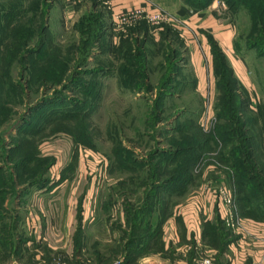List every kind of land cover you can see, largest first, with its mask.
Returning a JSON list of instances; mask_svg holds the SVG:
<instances>
[{
  "label": "rangeland",
  "instance_id": "1",
  "mask_svg": "<svg viewBox=\"0 0 264 264\" xmlns=\"http://www.w3.org/2000/svg\"><path fill=\"white\" fill-rule=\"evenodd\" d=\"M212 1L233 24L229 58L239 64L243 76L240 81L233 71L238 98L222 91L218 95L215 88L207 103L195 92L186 50L174 33L164 43L126 35L132 27L146 29L140 22L124 31L117 45H100L92 39L101 20L100 0H90L98 8L90 5L71 26H65L59 15L58 0H0V242L13 239L17 230L23 241L31 230L26 220L17 230L12 226L16 218L27 216L28 209L36 215L44 213L32 249L42 256L24 254L23 264L33 259L34 264H110L138 257L131 250L139 245L134 237L143 232L137 229L139 220L126 214L125 205L141 207L151 193L161 192L162 200L193 195L201 199L204 187L225 186L235 202L233 172L239 177L247 174L242 167H232L239 155L236 143L248 136L241 146L246 152L249 144L258 155L259 146L263 147L264 0ZM86 22L90 25L85 27ZM225 63L230 65L228 60ZM220 81L223 91L233 90L226 72L220 71ZM236 108L243 109L241 116L230 112ZM219 115L233 122L219 121ZM178 127H186L185 134ZM253 135L256 142L249 138ZM182 136L184 141L189 136L191 142L210 141L192 153L196 160L187 193L167 197L157 188L165 177L153 185L152 169L164 172L176 166L163 165L171 157L162 151L173 153ZM74 153L79 155L78 167L93 170L95 185L85 203L89 220L72 225V238L62 240L57 234L64 232L60 220L69 188L65 189V182L57 186L58 170L74 162ZM257 159L264 166L262 156ZM255 184L247 181L244 189L246 194H258L262 203L253 198L235 206L253 230L264 234V192ZM218 227L227 235L226 222ZM47 234H55L52 247L68 246V252L65 248L54 252L45 240ZM250 252L253 260L260 247ZM220 253L205 243L196 258L210 257L222 264L226 256ZM7 262L0 256V264Z\"/></svg>",
  "mask_w": 264,
  "mask_h": 264
},
{
  "label": "crops",
  "instance_id": "2",
  "mask_svg": "<svg viewBox=\"0 0 264 264\" xmlns=\"http://www.w3.org/2000/svg\"><path fill=\"white\" fill-rule=\"evenodd\" d=\"M58 1L61 5L59 15L65 21V26L74 24L84 12L90 10L91 6L95 9L98 8L95 4L90 3V0ZM102 5L99 6V18H101L99 23H102V30L96 39V42L100 45L104 42L111 46L117 45L121 35L125 36L123 32L115 31L112 23L115 15L121 10L135 8L142 9L147 13L158 11L167 13L172 20L164 26L171 27L182 40L186 50V63L192 70L195 92L203 97L207 103H210L212 96L215 95L216 85L212 46H215L224 55L233 71L236 72L238 80H242L243 71L239 70V64L234 61L235 59L229 58L234 47V27L219 10L216 1H212L208 7L202 9L190 7L185 0H115L109 6ZM164 26H162L160 34L152 35L150 33V37L154 38L155 42L160 41ZM138 27H132L126 35L147 39L146 29L142 30ZM251 138L256 142V135ZM259 138L262 137L259 136ZM261 146H263L262 149L259 146L261 153L258 155L257 149H254V154L258 157L262 156L264 162V139ZM76 154L74 153L73 159L71 158L76 163L71 162L58 170L59 181L57 186L59 187L60 184L65 182V189L69 188L64 216L60 220L64 232H61V236L57 234L58 238L62 240L72 238V225L75 223L81 224V222H85L90 218V214L85 212V203L92 197L90 193L95 185V176H93V170L77 166L79 155L76 157ZM192 187H195V184ZM65 189L63 192L66 191ZM200 194L202 195L201 199L194 198L193 195L190 199L156 202L153 203L149 216H146L144 212L140 224L143 226L148 225L146 228L149 233L153 232V235L148 239L154 241L155 244L153 242L150 244L147 241L143 246H139L138 249L140 250L136 253L138 257L135 256V264H169V261L174 262L177 259L193 260L203 253L205 242L202 239V232L204 225L217 221L225 223V208L219 201L216 188L211 189L206 186ZM62 196L64 197V194ZM50 208L48 207V209ZM26 214L27 216L23 220H20L19 217L16 218L12 226L13 230H17L26 220V224L29 225L31 230L23 235V241L20 240L22 233L17 230L13 239L9 238L7 242H0V256L3 260L8 261L7 264H23L21 262L22 258L27 254L32 258L33 256H42L39 251H36L35 254L32 253V249L39 237L37 235L38 225L42 223L41 216L44 213L41 211L40 215H36L28 209ZM5 220H8L7 217ZM54 235H46L45 240L48 241V246L54 252H61L58 250H64L63 248H65V253H67L68 246H51L53 243L50 241L56 239ZM227 249L222 254L226 256L222 264L251 263L250 248H244V243L238 236L234 242L228 245ZM55 254H52V256H55ZM34 263V259L29 262V264Z\"/></svg>",
  "mask_w": 264,
  "mask_h": 264
},
{
  "label": "trees",
  "instance_id": "3",
  "mask_svg": "<svg viewBox=\"0 0 264 264\" xmlns=\"http://www.w3.org/2000/svg\"><path fill=\"white\" fill-rule=\"evenodd\" d=\"M185 2L190 7H193L196 9H202V8L208 7V5L212 2V0H185ZM142 22L144 25H146L145 26L146 27L145 32L148 36L150 34L149 28L144 21H142ZM80 24H82V21ZM88 24L90 25V23L88 22L84 26L85 27L89 26ZM101 30H102V23L100 22L98 29L95 30L93 33L92 39H94L96 41L98 36L101 34L100 33ZM169 33H174L177 36V38H179V35L176 31L172 30L171 27L164 26V32L161 33L159 42L164 43L165 37H167ZM159 34H160V32H159ZM149 37L150 36H148V38ZM122 38H124V37L121 35L120 39H122ZM150 39H152V37H150ZM122 42L127 43L128 41L122 40ZM180 42H182L181 39H180ZM212 56H213L214 73H215V78H216L215 88H216V91L218 92V95L220 94L221 91H222V93L227 92V95H229L231 98H233L235 100L236 98H238V96L236 95L237 89L235 88V85L238 83V80L234 75L233 69L231 68L230 65H227L225 63V60H227V59L224 57V55L215 46H212ZM220 71L226 72L227 76H229L233 82L234 87H233V90H231L230 92L227 90L223 91L224 87L220 81ZM215 109H216V107H215ZM242 110L243 109L236 108L234 111H230V112L234 113V114L236 112L239 116H241L243 114ZM217 119L219 121L227 122L226 124H228V122H233V120L223 119L220 115L217 116ZM177 121L175 120L174 123H176ZM237 123H240V121L238 119H237ZM245 126H246V124L242 122V127H241L242 130H245ZM185 128L186 127H184V128L178 127V132L181 133V131H182L184 133ZM221 128H222L223 133L224 132L227 133V130L225 127H221ZM253 136H255V135H253ZM251 137L252 136H250L249 138H251ZM173 139L175 140V138H173ZM187 139H188V141H184L183 136H182L180 142H176V145H178V147H177V149H175V151H173V153H171L168 150L162 151V152H166V153L170 154V157H171L170 160L166 161L167 163L164 162L163 165H165L166 168H171L170 166H172L174 164L176 166H174L173 169H170L168 171H165L166 169H164V172H162L160 169L159 170H157L156 168L152 169V171L154 172V176L152 177L153 182L151 181L153 185L158 181L160 182L161 176L165 177L164 184L161 185L162 187H157V188L162 189L163 192H166L167 197L168 196H180V195L183 196L186 194L188 186L193 181V178L191 176V168H192V166L196 160V156H194L192 153H196L199 150L200 144L205 143L204 145H208L207 143L210 141V140H205L204 142L200 141L198 143V141L193 140L191 142L190 136L187 137ZM189 141H190V143L185 144L186 142H189ZM247 141H249L248 136L245 139L243 138L236 143L237 148L239 149V155L237 157H235L234 160H236V161L232 165V167H234V168H235V166L242 167L244 172L245 173L247 172V174H245L243 177L242 176L239 177L237 175L236 171L234 170L233 175H232L233 184H234V194H235L234 204H237V205H239L243 201L250 202L253 200V198H255L258 201L257 203H262V200L260 199L259 195L256 194L255 192L252 191L250 194H246L248 192L245 191L244 186H245V182H247V181L254 180L256 183L254 186L258 187L262 192H264V180L262 179V182H260L261 178H259V177H261L260 175L264 176V166H261V164H259L257 156H255V154H254V149L252 148L253 145L249 144V147L246 148L248 150V152H246L244 147L243 148L241 147L243 144L247 143ZM247 153H248V156L246 155ZM229 160H230V157L227 158V161H229ZM160 164L161 163H159V165ZM159 194H161V192H158L157 195H155V193H151L152 197L148 196L147 202L143 206L138 207V208H136V207L133 208V206L130 205L129 203L125 205L126 214L127 215L130 214L131 219H132V217H134L135 218L134 220H139V223L137 224V229H140L141 232H143L141 236L134 237L135 240H137L139 242L138 247L135 250L134 249L131 250L134 254L139 252V250H140V249H138L139 246H141V245L143 246L147 241L149 243L152 241V240L149 241L148 238H150L153 235V232L149 233L148 229L146 228V227H148V225L143 226L140 224L141 218L143 217L144 212H145L146 216H149V214L151 213V210H152L151 208H152L153 203L161 202V201H169L167 199L162 200V199L158 198ZM153 197L155 199H153ZM132 209H134V210L132 211ZM128 210H130V212ZM224 224L225 223L222 221H217L214 223H206L204 225L203 232H202L203 241L205 243H210V245H212L214 248H218L221 252L220 256L226 251V249L228 248V245L237 239V236L233 233V231L229 227H225L226 231H227V235L224 234V232H223L224 230L221 231L219 227H218L219 229L217 228V225L222 226ZM145 229H147V230H145ZM190 258H191V256H190ZM130 259H131V257L130 258L128 257L126 260L124 259L121 262V264H132V263L134 264V260L136 258H134L132 260H130ZM188 261L191 262L192 260H188Z\"/></svg>",
  "mask_w": 264,
  "mask_h": 264
},
{
  "label": "built area",
  "instance_id": "4",
  "mask_svg": "<svg viewBox=\"0 0 264 264\" xmlns=\"http://www.w3.org/2000/svg\"><path fill=\"white\" fill-rule=\"evenodd\" d=\"M102 4L109 6L115 0H100ZM171 17L162 11L155 13H147L142 9H126L119 11L113 19V27L117 32H124L129 27L134 26L144 21L149 32L152 35H157L162 26L171 21ZM220 203L225 208V222L233 233L238 236L244 243V248L253 249L257 245L260 247V252L256 259H253L250 264H264V234L255 231L251 228L250 222L243 220L237 213L236 206L233 202L231 192L228 187H219L216 189ZM122 261H113L110 264H121ZM45 264V263H41ZM54 264H62L56 262ZM171 264H216L210 257H200L193 259L191 262L185 259L177 260Z\"/></svg>",
  "mask_w": 264,
  "mask_h": 264
}]
</instances>
